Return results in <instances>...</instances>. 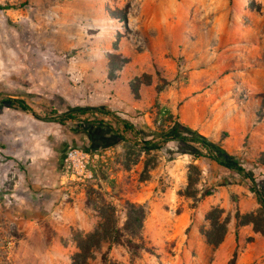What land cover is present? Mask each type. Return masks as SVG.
I'll return each mask as SVG.
<instances>
[{"label":"rangeland","instance_id":"374dc122","mask_svg":"<svg viewBox=\"0 0 264 264\" xmlns=\"http://www.w3.org/2000/svg\"><path fill=\"white\" fill-rule=\"evenodd\" d=\"M0 5V264H72L79 235L97 229L108 235L84 264H264V211L247 180L173 142L118 143L109 115L57 117L104 107L143 131L188 122L264 186V0ZM166 110L171 119H158ZM90 122L108 140L95 149ZM71 148L104 158L96 181L63 200ZM164 196L179 202L173 213L150 215ZM132 205L145 212L140 231L126 223ZM210 213L225 223L217 246L205 238Z\"/></svg>","mask_w":264,"mask_h":264},{"label":"trees","instance_id":"16d2710c","mask_svg":"<svg viewBox=\"0 0 264 264\" xmlns=\"http://www.w3.org/2000/svg\"><path fill=\"white\" fill-rule=\"evenodd\" d=\"M8 7L1 6L0 10H6ZM2 102V101H0ZM21 110H29L28 106L22 100H13ZM100 113L102 115H109L118 120L122 126L120 131H115L118 143L124 141L126 137L124 134L128 135V138L134 140L135 143H141V149L143 150H155L166 147L168 143H175L178 145V154H189L194 158L203 157L215 162L220 167L227 169L230 172H234L242 179L249 182V189L255 194L258 203L261 205L264 211V186L256 181V178L252 170L245 168L234 155L229 154L220 144L215 143L205 136L199 134L196 130L189 128L188 126L180 123L179 121L173 122L165 130H149L143 131L138 124L131 121L132 117L128 113H122L125 117H121L116 112H109L104 107L96 108H72L66 112H63L57 117L58 122L62 124V121L74 120L77 116H83L87 113ZM171 113L169 111L160 112L158 119L162 121L171 119ZM103 122H98V125H102ZM159 125V120L156 121ZM89 131L86 130V136L90 140L91 148L95 149L99 147V141L103 140L102 133H98L99 126L95 123L90 122L87 124ZM93 129V130H92ZM97 130V134L94 132ZM149 139H146L148 138ZM107 143L108 140H105ZM130 142V140H129ZM145 212L141 206H131V211L127 215V224L137 227L140 231L143 225ZM210 220V230L205 232L206 241L217 246L221 243L225 234V223H220L219 218L210 213L208 215ZM219 231V232H217ZM217 232V234H216ZM108 235L105 229H97L91 233L84 235H79L76 241V246L78 251L72 256V264H84L90 257L92 249L100 246L101 242L104 240L105 236ZM137 235V233H134ZM112 237V236H111ZM113 238V237H112Z\"/></svg>","mask_w":264,"mask_h":264},{"label":"built area","instance_id":"2783aa9c","mask_svg":"<svg viewBox=\"0 0 264 264\" xmlns=\"http://www.w3.org/2000/svg\"><path fill=\"white\" fill-rule=\"evenodd\" d=\"M103 155L89 154L77 148L69 149L63 156L61 186L63 200L72 198L69 189L76 187L79 183L96 181V162L102 160Z\"/></svg>","mask_w":264,"mask_h":264},{"label":"crops","instance_id":"0c3cea01","mask_svg":"<svg viewBox=\"0 0 264 264\" xmlns=\"http://www.w3.org/2000/svg\"><path fill=\"white\" fill-rule=\"evenodd\" d=\"M166 111H168V110H166ZM181 123L188 126L191 129H193L188 122L182 121ZM215 143H217V142H215ZM164 197H165V199L163 197H160V198H157V200L152 199L150 201L152 203V205L149 208L150 215H153L154 213L155 214L173 213L174 208L177 206V203H179V202L177 201V199L174 196H164ZM165 204L168 205L169 207L166 208ZM186 214H187V210H186L185 206L182 205V210L180 211V215L185 216ZM83 227H89V226H83Z\"/></svg>","mask_w":264,"mask_h":264},{"label":"flooded vegetation","instance_id":"af4514ba","mask_svg":"<svg viewBox=\"0 0 264 264\" xmlns=\"http://www.w3.org/2000/svg\"><path fill=\"white\" fill-rule=\"evenodd\" d=\"M96 134H97V131L94 132V135H96ZM103 138H104V137H103ZM105 140H107V139L104 138L103 140H101V142H102V141H105Z\"/></svg>","mask_w":264,"mask_h":264}]
</instances>
